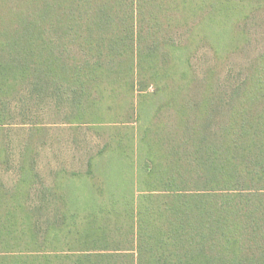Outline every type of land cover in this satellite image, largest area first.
Listing matches in <instances>:
<instances>
[{
  "label": "trees",
  "instance_id": "1",
  "mask_svg": "<svg viewBox=\"0 0 264 264\" xmlns=\"http://www.w3.org/2000/svg\"><path fill=\"white\" fill-rule=\"evenodd\" d=\"M261 21L264 0H0V264H264V53L219 70ZM83 127L109 130L87 174L40 178L51 130Z\"/></svg>",
  "mask_w": 264,
  "mask_h": 264
},
{
  "label": "rangeland",
  "instance_id": "2",
  "mask_svg": "<svg viewBox=\"0 0 264 264\" xmlns=\"http://www.w3.org/2000/svg\"><path fill=\"white\" fill-rule=\"evenodd\" d=\"M261 22L264 23V21ZM263 28L257 30L256 27L252 26V34L250 35L251 43L248 49L231 54L229 56V64H231L230 68L219 69L221 74L227 73L228 78H231V76H238L237 78L239 79L242 78L241 75L249 74L252 62L260 52L264 53ZM212 54L213 53L209 50H204L199 54V59L197 62L200 66H202L200 67L201 70H204L203 68L206 66L208 60L210 58L212 59ZM175 82L181 85L177 77L172 83ZM163 83L165 88L168 89L170 83V68L168 66H165L164 68ZM40 110H44L42 116H40V119H43L44 122H60L61 118L56 111L62 112L64 114L65 112H69V107L58 109L56 102L52 100V102L44 104ZM98 130L102 133L98 132ZM98 130L93 128H84L81 130H51L47 141H45V144H40L41 146L37 148L35 156L38 164V174L41 176L40 178L46 181H52L55 175H60L61 177L65 172L69 174L74 171L87 174V161L93 156H97L101 148L107 143L106 131L109 130ZM13 152L16 156L15 163H18V154H20L19 148L16 146V148H14L12 151V154ZM113 155L114 154L106 152L104 156L96 158L97 166L95 168L97 169V174L104 175V168H106L105 165L108 161H110V159H113ZM61 163L64 165H61ZM56 167L62 168L56 169ZM16 175V171L0 168V176L8 180V182H11L12 178H14ZM124 175L129 174L125 173Z\"/></svg>",
  "mask_w": 264,
  "mask_h": 264
}]
</instances>
